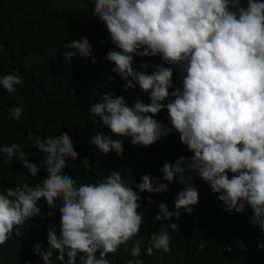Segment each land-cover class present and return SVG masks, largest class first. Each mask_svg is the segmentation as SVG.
Listing matches in <instances>:
<instances>
[{
	"label": "clouds",
	"instance_id": "clouds-1",
	"mask_svg": "<svg viewBox=\"0 0 264 264\" xmlns=\"http://www.w3.org/2000/svg\"><path fill=\"white\" fill-rule=\"evenodd\" d=\"M93 4L92 14L106 25L119 49L110 50L104 59L125 81L124 91L139 85L150 102L139 98L129 106L125 97L106 91L91 103L89 113L112 135L130 137L132 145L151 146L179 133L193 155L165 161L159 169L164 182L145 174L140 183L129 186L114 170L95 183L78 184L65 174L69 158H79L73 138L67 132L46 137L29 132L33 147L43 153L39 165L18 143L0 146L3 162L18 160L33 180L41 176V169L46 175L34 184L22 179L15 187H0V247L14 233L19 236L18 229L27 221L45 218L39 206L44 201L60 213L59 235L55 225L47 229L49 250L44 252L39 243L34 249L44 264H52V250L61 262L67 256L66 264H76L77 257L80 264H111L109 256L122 245L128 251L129 242L133 259L127 264H145L141 255L171 251L168 229H178L173 217L179 219L182 210L191 215L199 203L194 177L209 184L228 214L250 208V223L264 234V0H93ZM64 48L68 61L77 54L96 61L86 36L68 41ZM137 56L159 57L164 63L153 66L146 61L144 68L155 69L149 74L133 67ZM173 68L178 69L182 88L170 92ZM22 83L19 74L0 76V87L10 94ZM165 108L171 127L154 119ZM22 114V106L13 107L8 118L19 122ZM120 138L98 133L88 144L104 155L115 152L122 157ZM81 163L87 168L89 160ZM173 181L183 186L174 210L161 202L151 219L170 223L150 235L142 253L137 238L145 224L140 193L163 194ZM148 203H153L150 197ZM47 216L51 218L52 211ZM257 247L264 249V243Z\"/></svg>",
	"mask_w": 264,
	"mask_h": 264
},
{
	"label": "trees",
	"instance_id": "trees-1",
	"mask_svg": "<svg viewBox=\"0 0 264 264\" xmlns=\"http://www.w3.org/2000/svg\"><path fill=\"white\" fill-rule=\"evenodd\" d=\"M93 8V0H0V76L19 74L23 81L11 94L0 87V146L18 143L29 154V160L39 165L43 153L33 147L27 134L46 137L67 132L73 138L79 158L76 161L69 158L65 174L76 178L78 184L95 183L114 170L121 172L129 186L140 183L145 174L164 182L159 169L165 161L174 163L180 156L193 155L180 142L179 133L162 137L151 146L132 145L130 137L112 135L99 118L88 111L91 103L101 100L106 91L125 97L129 106L139 98L146 104L150 102L149 95L141 93L139 85L128 91L122 89L125 81L112 72L114 65L104 59L110 50L119 49L111 41L106 25L92 14ZM83 36L92 45L95 63L79 54L68 61L62 54L67 51L65 43ZM146 61L153 66L164 63L159 57L137 56L133 67L151 74L155 69L144 68ZM173 72L170 92L176 87L182 88L178 69L173 68ZM17 106L23 107L19 122L8 118L11 109ZM154 119L171 127L166 108ZM98 133L122 139V157L115 152L104 155L94 145L90 146L88 141ZM84 159L89 160L87 168L81 163ZM45 175L41 169V176L33 180L18 160L6 164L0 154V187H15L22 179L34 184ZM194 179L199 203L191 215L182 210L179 219L173 217L171 222H175L178 229L176 232L168 229L171 251L154 250V255L139 258L145 264H264V249L257 247L258 242L264 243V234L250 223L251 209L246 207L244 213L228 214L209 184ZM182 188L173 181L163 194L140 193L145 224L137 238L141 240L142 253L150 235L162 224L170 223L151 222L159 212L158 205L164 202L170 211L174 210V199ZM39 206L45 218L27 221L18 229L19 236L14 233L9 242L0 247V264H44L42 257L34 254V249L39 243L44 252L49 250L47 229L55 225L59 235L60 213L58 209L50 210L44 201ZM49 211H52L51 218L47 216ZM229 246L232 251H228ZM131 247L132 242H129L128 251L122 245L114 256L110 255L111 264H127L133 259ZM52 251V264H66L67 256L61 262L57 259L59 253ZM99 255L97 252V258ZM76 264H80L79 257Z\"/></svg>",
	"mask_w": 264,
	"mask_h": 264
}]
</instances>
